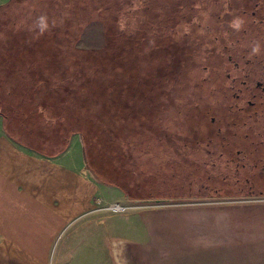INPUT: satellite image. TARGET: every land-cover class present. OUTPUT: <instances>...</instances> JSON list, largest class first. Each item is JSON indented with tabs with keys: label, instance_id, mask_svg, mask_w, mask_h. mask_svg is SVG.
Wrapping results in <instances>:
<instances>
[{
	"label": "rangeland",
	"instance_id": "rangeland-1",
	"mask_svg": "<svg viewBox=\"0 0 264 264\" xmlns=\"http://www.w3.org/2000/svg\"><path fill=\"white\" fill-rule=\"evenodd\" d=\"M95 1L92 7L105 16L106 26L95 17L105 30L103 48L112 41L120 69L131 70L130 79L113 76L123 79L120 89L133 95L146 118L125 125L134 129L131 143L140 163L134 172L149 182L154 198L106 206L107 213L137 219L123 227L136 230L132 239L123 238V257L130 264H264V197L199 193L195 156L186 152L188 161L182 160L180 146L193 121L185 106L211 94L220 50L225 44L252 49L256 43L255 22L240 12L244 6L252 10L253 0ZM236 21L248 27L244 38L233 27ZM95 34L84 38L92 42ZM137 74L147 77L139 80ZM114 203L129 209L117 211ZM108 258L107 264H116L111 250Z\"/></svg>",
	"mask_w": 264,
	"mask_h": 264
},
{
	"label": "crops",
	"instance_id": "crops-1",
	"mask_svg": "<svg viewBox=\"0 0 264 264\" xmlns=\"http://www.w3.org/2000/svg\"><path fill=\"white\" fill-rule=\"evenodd\" d=\"M95 2L0 0V46L47 51L44 59L49 56V64L59 53L54 49L61 51L58 55L62 50L101 49L105 30L95 20L100 17L92 7ZM41 18L47 24L43 32ZM90 31L97 35L92 42L84 38ZM75 33L80 34L76 41ZM0 82L9 83L6 78ZM4 89L1 84L0 96ZM9 97L7 93L5 99ZM5 123L0 113V264H26L27 259L31 264H41L42 259L49 264H107L110 250L117 264L124 239L136 233L123 227L131 221L136 225L137 219L107 213V203L154 196L133 198L97 179L87 166L80 133L68 144L64 137L52 135H37L29 144L12 138Z\"/></svg>",
	"mask_w": 264,
	"mask_h": 264
},
{
	"label": "trees",
	"instance_id": "trees-1",
	"mask_svg": "<svg viewBox=\"0 0 264 264\" xmlns=\"http://www.w3.org/2000/svg\"><path fill=\"white\" fill-rule=\"evenodd\" d=\"M99 18L106 26L105 16ZM79 36L73 34V40ZM112 43L109 40L103 49L62 50V55L51 50L59 52L53 64L47 62L49 56L44 59L47 51L0 46V80L9 82H0V89L1 84L6 88L0 96V113L6 118L7 133L22 143L52 135L64 137L68 144L74 133H80L87 166L97 179L130 197L148 198L153 189L134 172L140 164L131 143L134 129L125 125L143 124L146 118L133 95L120 89L123 79L113 76L130 79L131 70L120 69ZM121 131L126 137L119 138Z\"/></svg>",
	"mask_w": 264,
	"mask_h": 264
},
{
	"label": "flooded vegetation",
	"instance_id": "flooded-vegetation-1",
	"mask_svg": "<svg viewBox=\"0 0 264 264\" xmlns=\"http://www.w3.org/2000/svg\"><path fill=\"white\" fill-rule=\"evenodd\" d=\"M250 4L252 10L244 6L240 12L255 22L260 52L225 44L213 67L211 94L185 106L193 121L190 134L180 138L182 160L188 161L186 152L194 154L199 193L211 196L264 197V0ZM247 29L240 27L242 38Z\"/></svg>",
	"mask_w": 264,
	"mask_h": 264
},
{
	"label": "clouds",
	"instance_id": "clouds-1",
	"mask_svg": "<svg viewBox=\"0 0 264 264\" xmlns=\"http://www.w3.org/2000/svg\"><path fill=\"white\" fill-rule=\"evenodd\" d=\"M242 22L241 21H236L233 23V27L239 29L241 27ZM39 26L41 31L43 32L44 29L47 28V24L43 18L39 21ZM252 54H258L260 52V45L257 43L252 47Z\"/></svg>",
	"mask_w": 264,
	"mask_h": 264
},
{
	"label": "built area",
	"instance_id": "built-area-1",
	"mask_svg": "<svg viewBox=\"0 0 264 264\" xmlns=\"http://www.w3.org/2000/svg\"><path fill=\"white\" fill-rule=\"evenodd\" d=\"M112 208L115 209V210H117V211H124L126 209H129V207L127 208V207L122 206V205H120L118 203L112 204Z\"/></svg>",
	"mask_w": 264,
	"mask_h": 264
},
{
	"label": "bare ground",
	"instance_id": "bare-ground-1",
	"mask_svg": "<svg viewBox=\"0 0 264 264\" xmlns=\"http://www.w3.org/2000/svg\"><path fill=\"white\" fill-rule=\"evenodd\" d=\"M117 259H118V262H119V264H126L125 263V261H124V259H123V256H117Z\"/></svg>",
	"mask_w": 264,
	"mask_h": 264
}]
</instances>
